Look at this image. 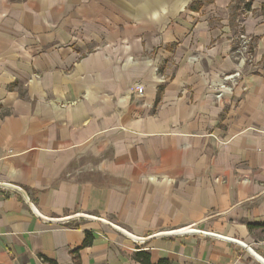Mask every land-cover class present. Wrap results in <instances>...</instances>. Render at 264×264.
Segmentation results:
<instances>
[{
    "label": "crops",
    "instance_id": "0c3cea01",
    "mask_svg": "<svg viewBox=\"0 0 264 264\" xmlns=\"http://www.w3.org/2000/svg\"><path fill=\"white\" fill-rule=\"evenodd\" d=\"M246 2L0 0V184L27 195L0 189V264H264V0Z\"/></svg>",
    "mask_w": 264,
    "mask_h": 264
},
{
    "label": "built area",
    "instance_id": "2783aa9c",
    "mask_svg": "<svg viewBox=\"0 0 264 264\" xmlns=\"http://www.w3.org/2000/svg\"><path fill=\"white\" fill-rule=\"evenodd\" d=\"M246 48V41L242 40V43L240 45V50L239 52L242 53ZM239 57H241L242 59V55H240ZM239 73H235L233 75H227V76H224L223 80L225 82L227 81H230L231 77H233L234 75H238ZM231 86L230 85H227L225 83H222V84H219L217 87H216V93H215V97L216 98H221V95L224 93V92H231ZM135 92L136 94H141L142 93V88L140 86H136L135 87ZM0 189L1 190H6V191H10V192H14V193H23V195L25 196V198L27 197L26 193L24 192L23 189H20L18 187H14L12 185H9V184H3L1 183L0 184ZM14 195V194H13ZM181 231V230H180ZM198 232V233H201V231L199 230H192V229H188L187 231H184V232H179V234H184V233H189V232Z\"/></svg>",
    "mask_w": 264,
    "mask_h": 264
},
{
    "label": "trees",
    "instance_id": "16d2710c",
    "mask_svg": "<svg viewBox=\"0 0 264 264\" xmlns=\"http://www.w3.org/2000/svg\"><path fill=\"white\" fill-rule=\"evenodd\" d=\"M250 0H247L246 3H244L243 8H248ZM91 243V237L89 233L86 234L85 239L83 240L81 247L88 246ZM134 260L137 261L140 264H170L167 259H159L156 263H152L150 261V256L145 251H137L134 253ZM50 264H56L54 262H51ZM72 264H80L79 257H78V250H74L72 252Z\"/></svg>",
    "mask_w": 264,
    "mask_h": 264
},
{
    "label": "rangeland",
    "instance_id": "374dc122",
    "mask_svg": "<svg viewBox=\"0 0 264 264\" xmlns=\"http://www.w3.org/2000/svg\"><path fill=\"white\" fill-rule=\"evenodd\" d=\"M244 14V13H243ZM243 14L242 15H239V18L242 19L243 18ZM180 230H184L183 228L182 229H179L178 231ZM193 230V229H192Z\"/></svg>",
    "mask_w": 264,
    "mask_h": 264
},
{
    "label": "bare ground",
    "instance_id": "6f19581e",
    "mask_svg": "<svg viewBox=\"0 0 264 264\" xmlns=\"http://www.w3.org/2000/svg\"><path fill=\"white\" fill-rule=\"evenodd\" d=\"M185 231H187V230H185Z\"/></svg>",
    "mask_w": 264,
    "mask_h": 264
}]
</instances>
